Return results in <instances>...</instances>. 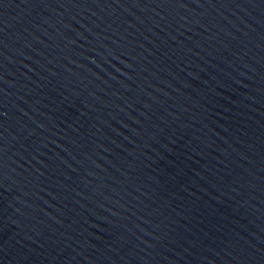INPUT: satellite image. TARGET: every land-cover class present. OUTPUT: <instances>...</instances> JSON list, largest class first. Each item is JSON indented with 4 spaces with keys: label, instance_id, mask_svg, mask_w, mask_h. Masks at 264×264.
<instances>
[{
    "label": "water",
    "instance_id": "obj_1",
    "mask_svg": "<svg viewBox=\"0 0 264 264\" xmlns=\"http://www.w3.org/2000/svg\"><path fill=\"white\" fill-rule=\"evenodd\" d=\"M0 264H264V0H0Z\"/></svg>",
    "mask_w": 264,
    "mask_h": 264
}]
</instances>
